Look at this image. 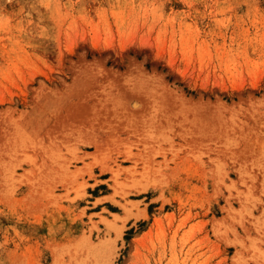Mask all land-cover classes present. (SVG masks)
Here are the masks:
<instances>
[{
  "label": "rangeland",
  "instance_id": "374dc122",
  "mask_svg": "<svg viewBox=\"0 0 264 264\" xmlns=\"http://www.w3.org/2000/svg\"><path fill=\"white\" fill-rule=\"evenodd\" d=\"M0 264H264V0H0Z\"/></svg>",
  "mask_w": 264,
  "mask_h": 264
},
{
  "label": "crops",
  "instance_id": "0c3cea01",
  "mask_svg": "<svg viewBox=\"0 0 264 264\" xmlns=\"http://www.w3.org/2000/svg\"><path fill=\"white\" fill-rule=\"evenodd\" d=\"M104 197H106V196H101V197L96 198V199H103ZM112 205H114V204H112ZM104 209H107V207L104 206ZM110 214H111V215H119V216H122V212L110 211ZM109 218H110V217H109Z\"/></svg>",
  "mask_w": 264,
  "mask_h": 264
}]
</instances>
